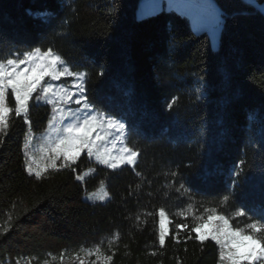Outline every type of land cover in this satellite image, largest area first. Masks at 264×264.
Returning <instances> with one entry per match:
<instances>
[{"label":"trees","instance_id":"obj_1","mask_svg":"<svg viewBox=\"0 0 264 264\" xmlns=\"http://www.w3.org/2000/svg\"><path fill=\"white\" fill-rule=\"evenodd\" d=\"M212 1L216 47L172 8L137 16L140 0H0V57L52 48L86 73L90 104L122 120L127 146L140 153L135 168L115 171L82 153L75 171L37 179L25 170L28 126L13 113L0 143V264H43L97 246L100 258L84 264H218L214 242L191 232L194 216L214 207L244 227L264 213V14L245 0ZM51 115V105L30 101L33 135ZM102 182L109 198L88 201ZM189 205L192 214L180 216ZM240 207L251 219L234 217ZM161 208L171 221L164 246Z\"/></svg>","mask_w":264,"mask_h":264},{"label":"snow or ice","instance_id":"obj_2","mask_svg":"<svg viewBox=\"0 0 264 264\" xmlns=\"http://www.w3.org/2000/svg\"><path fill=\"white\" fill-rule=\"evenodd\" d=\"M103 73H101L102 75ZM86 73L74 72L61 55L52 48L42 51L37 47L23 52L16 51L6 57H0V143L8 135L11 126V117H23V122L28 126L25 134V170L28 175L37 179L49 170L71 169L76 164L81 153L87 152L89 158L95 156L98 163L106 165L113 171L123 165L135 168L140 155L138 150L127 146L125 143L119 149V154H114L113 149L107 146L101 151L98 141H105L113 132L118 133L116 141L127 133L126 124L117 117L98 111L90 104L85 95L84 79ZM65 78H72L71 85L57 84ZM71 89H75L72 91ZM34 93L37 94L34 96ZM10 98L14 100V107H10ZM43 101L52 106V115L48 120L46 134L43 139L46 146L41 148L45 153L47 163L33 167L34 158L28 152L33 139L31 122L29 119L30 101ZM75 104L82 107L73 109L69 105ZM172 107L171 104L168 105ZM60 161L61 163H57ZM244 162L241 161L240 165ZM237 165V168L240 167ZM140 175L139 172L136 173ZM173 176L176 173H172ZM236 172L235 176H239ZM78 181L84 180V175H77ZM238 185L237 180L232 181V186ZM103 187V182H102ZM139 187V185H137ZM184 187L183 184L180 186ZM179 191V189H178ZM109 193L92 194L88 199L105 201ZM230 198L224 195L222 203ZM204 215L194 216L195 221L191 232L196 233L195 239L202 244L211 240L218 247V264H264V213L258 219L244 227H233L230 218L218 213L216 208H206ZM180 216L192 214V206L187 212L178 213ZM159 244L164 246L166 235L169 232L167 225L171 223L163 208L159 210ZM234 217H251L243 207L238 208ZM177 235L181 228L187 229L188 224H177ZM7 231V228L4 229ZM191 238V235H189ZM99 246L95 253L99 259ZM111 256L105 260L110 261ZM19 264V261H17ZM81 264H84L81 261Z\"/></svg>","mask_w":264,"mask_h":264},{"label":"rangeland","instance_id":"obj_3","mask_svg":"<svg viewBox=\"0 0 264 264\" xmlns=\"http://www.w3.org/2000/svg\"><path fill=\"white\" fill-rule=\"evenodd\" d=\"M142 6H143L142 4H138L137 10H136L137 16H142V13H141ZM258 10L261 13L264 14V1L261 4H258ZM215 30H216V33H217L216 35H215ZM210 34L212 36V37L210 36L212 41L213 42L215 40L217 41L218 32H217L216 27L214 28V31H211ZM211 45H212V42H211ZM78 73H84V71H80ZM54 83L71 85L73 83V79L72 78H67V80H65V81L62 80V81H58V82H54ZM71 90L75 91V89H71ZM40 102H43V101H40ZM69 106L71 108H73V109H77V108L82 107L80 105H75V104H71ZM47 126H48V124H47ZM47 126H46L45 130L42 133H38L36 135H33V139L31 141V145H30V147L28 149V152L34 158V163H33V167L34 168L37 167V166H40V165H43V164L47 163L46 159L44 158L45 153L41 151V148L43 146H46V141L43 139V137L46 134ZM118 135H119L118 133L113 132L112 135H110L107 138V140L102 141V142L98 141L97 143L100 146L101 151H103L104 147L107 146V147L113 149L114 154H119V149L121 147H123L124 144L126 143L125 142L126 138H125V136H122V137L119 138V142H117L116 141V137ZM83 153H85L87 155L86 151L83 152ZM87 157H88V155H87ZM88 159L97 162V160L95 159V156H93L91 158L88 157ZM104 166H106V165H104ZM92 171H93V166L89 165L83 170L82 175H84V177H85L88 174H90ZM103 191H106L105 187H104V183H103V187H102V183H100L95 191H92V192L87 194L86 198H87L88 201H91V202L104 203L107 199L105 201H99V200H95V199H88V197L90 195H92V194L99 195V194H102ZM159 219H160V217H159V211H158V236H159ZM167 227H168V225H167ZM158 241H159V239H158ZM88 253H89V251H83L80 254L71 255V256L65 253V254H63V255H61L59 257H50L45 262H43V264H81V261L86 263V262L90 261V257L92 256V255H89ZM17 261H19V264H29V262L27 261L26 258H21V259L15 260V262L13 264H17ZM5 264H11V263L7 262Z\"/></svg>","mask_w":264,"mask_h":264},{"label":"crops","instance_id":"obj_4","mask_svg":"<svg viewBox=\"0 0 264 264\" xmlns=\"http://www.w3.org/2000/svg\"><path fill=\"white\" fill-rule=\"evenodd\" d=\"M245 1L251 4L255 3V0ZM139 4L143 5L141 13L151 12L161 6L178 11L189 19L194 32H207L213 47L217 46V41H212L210 33L216 27L219 35L221 18L219 8L212 0H140ZM254 5L258 9V4Z\"/></svg>","mask_w":264,"mask_h":264}]
</instances>
